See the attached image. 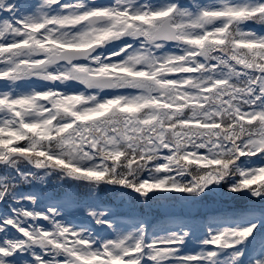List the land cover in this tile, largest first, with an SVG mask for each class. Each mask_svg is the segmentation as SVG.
<instances>
[{"label": "snow or ice", "instance_id": "obj_1", "mask_svg": "<svg viewBox=\"0 0 264 264\" xmlns=\"http://www.w3.org/2000/svg\"><path fill=\"white\" fill-rule=\"evenodd\" d=\"M0 264H264V0H0Z\"/></svg>", "mask_w": 264, "mask_h": 264}]
</instances>
